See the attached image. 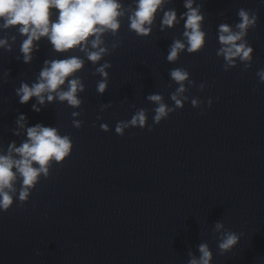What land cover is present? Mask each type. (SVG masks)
<instances>
[{"label":"clouds","instance_id":"obj_1","mask_svg":"<svg viewBox=\"0 0 264 264\" xmlns=\"http://www.w3.org/2000/svg\"><path fill=\"white\" fill-rule=\"evenodd\" d=\"M164 0H137L136 9L130 17V28L138 35H148L154 16ZM185 7L188 11L184 14L185 20L184 36L187 37L188 51L196 52L204 44L205 33L200 30V22L203 17L199 14L197 8L192 7V0H186ZM56 10V18L53 20L52 10ZM121 5L117 0H0V20L3 21V27L9 28L19 26L18 31L27 38L23 41L21 51L24 54L25 63L31 60V51L33 41H38L41 37H47L57 52H65L78 45H85L89 37H94L91 44L93 49L98 51H89L88 59L96 62L106 53L107 49L100 48L103 41L101 34L111 30L113 34L120 27L118 17L123 15L120 11ZM240 22L236 25L239 29L233 32L229 25L219 26V41L224 47L219 50L225 60L231 64L233 58L239 56L241 60H250L252 48L246 43H237L247 34L249 27L256 25L257 17L243 8L238 11ZM177 22V14L174 10L164 13L162 24L171 27ZM6 44L5 40H0V46ZM185 45L177 40L171 47L167 59L175 61L178 53L184 49ZM82 50H86L82 48ZM83 61L78 57L72 56L67 59L45 61V67L39 74L36 83L29 86L22 83L16 89V95L19 97V103L27 104L33 97L37 103H45V93L47 100L51 102L55 98L60 101H67L71 106H79L81 101L77 98V91H83L84 86L78 79L68 80L67 90L61 89L65 81L77 70L81 69ZM105 64L97 69L102 76L107 77ZM189 73L183 69H174L170 72L171 78L179 84L177 92L172 95V100L177 107L182 106V102L177 95L185 91L184 81L188 79ZM260 79L264 81V69L258 72ZM191 83V82H190ZM106 81L98 82L97 91L103 93L106 88ZM150 101L158 104L155 109L154 120L158 124L162 119L168 116L170 111L160 95H150ZM197 104L196 100L192 101ZM211 103V102H209ZM33 111H40L37 104L32 105ZM78 115V113H73ZM26 116L21 114L17 120L20 127H25ZM133 126L143 127L146 123V114L144 110L138 111L129 122ZM76 127L80 126L79 121H74ZM127 123H118L116 132L122 134L123 128ZM105 131L106 125L101 126ZM151 130V129H149ZM15 134H19L18 132ZM27 139L19 147L13 142L9 145L8 154H0V209L7 211L13 204L12 193L16 191L15 183L19 180L21 189L19 191V200L26 201L30 190L37 184L38 178L43 174L46 178L49 174L50 162H61L71 151L72 143L68 136H61L55 127H46L42 124L26 128ZM224 228L223 222H217L214 231L219 232ZM238 236L231 231L222 233L218 249L220 254L231 250L237 243ZM200 253L197 258L189 253L188 264H211L213 254L209 245L204 242L198 245Z\"/></svg>","mask_w":264,"mask_h":264}]
</instances>
